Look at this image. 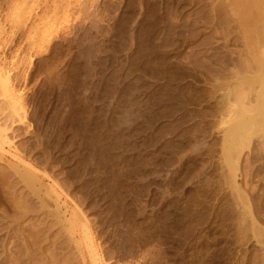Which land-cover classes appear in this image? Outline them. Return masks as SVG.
I'll list each match as a JSON object with an SVG mask.
<instances>
[{"label": "rangeland", "instance_id": "obj_1", "mask_svg": "<svg viewBox=\"0 0 264 264\" xmlns=\"http://www.w3.org/2000/svg\"><path fill=\"white\" fill-rule=\"evenodd\" d=\"M224 6L0 0V264H264V137L233 147L207 65Z\"/></svg>", "mask_w": 264, "mask_h": 264}, {"label": "bare ground", "instance_id": "obj_2", "mask_svg": "<svg viewBox=\"0 0 264 264\" xmlns=\"http://www.w3.org/2000/svg\"><path fill=\"white\" fill-rule=\"evenodd\" d=\"M223 20L230 22L228 25V27L226 29H223L221 26L219 28V35L221 37V39L223 40V46L219 47L218 49H215V58L211 61L210 59L208 60L207 65L209 64L210 66L213 67V73L214 76H211V79L213 80V86L217 89V90H221L223 93L220 94L219 98L217 99V103L219 106V113L221 115H226L225 118H228L227 120L222 119V121L224 123L227 124L228 121L231 122V124H227L228 126H226L227 130H226V138H229L231 140V143H233V147H234V142L239 143L242 140L246 139L248 140V138L250 139V137L252 138L253 135L254 137L256 135L257 138H262L264 137V0H229V6H224L223 7ZM234 29V30H233ZM232 30V32H231ZM231 33H234L233 35L236 36V38L234 39L235 43H238L240 48L239 49H235L232 50L231 48H228L229 44L228 42H230V40H232L231 37ZM236 46V45H235ZM203 56V55H202ZM213 57V56H212ZM196 58V57H195ZM204 58V57H203ZM201 60V59H200ZM3 61V60H1ZM0 61V64H1ZM4 62V61H3ZM207 62V61H206ZM2 65V64H1ZM202 65V64H201ZM196 66V65H195ZM206 66V65H205ZM204 66V67H205ZM202 67V66H201ZM208 68V67H207ZM205 68H203L204 71ZM207 70V69H206ZM210 70V69H209ZM210 72V71H209ZM4 72H2V68L0 66V86L2 89H4L5 91L9 90L5 89L8 85L7 80L3 79L2 75ZM206 75V74H205ZM208 75V73H207ZM210 75V74H209ZM208 75V76H209ZM9 76V75H8ZM7 76V77H8ZM6 79L7 77L4 76ZM210 78V76H209ZM9 80V79H8ZM205 80V79H204ZM207 81V79H206ZM210 82V81H209ZM208 82V83H209ZM211 84V83H210ZM212 85V84H211ZM12 86V85H11ZM12 88V87H11ZM1 90V89H0ZM11 91V90H10ZM10 91H8V94H10ZM3 92V90H2ZM4 93V92H3ZM10 96V95H7ZM9 103H6L7 106H5L6 108L3 109H7V115H5V118L2 117L3 119H5V121H9L12 122L13 126H16L17 124H21L24 121V117L20 116V114L18 113V107L16 105V101L15 104L12 103V99L10 98ZM229 104V107L227 109H223L224 107H226V105ZM225 105V106H224ZM224 106V107H223ZM2 109V107H1ZM21 110V108H20ZM3 111V110H2ZM6 110H4L5 112ZM1 113V112H0ZM6 114V113H5ZM9 122V123H10ZM12 124L10 123L9 126H12ZM5 125H1L0 126V140H2V142H5V144H10L9 142V138L7 139L5 136V131H7V128L3 127ZM11 127H8V130H10ZM12 132L14 131V129H11ZM225 138V137H224ZM225 138V139H226ZM224 139V140H225ZM263 139V138H262ZM260 139V140H262ZM250 141V140H248ZM264 141V139H263ZM262 141V142H263ZM8 142V143H7ZM259 142V141H258ZM230 143V141H229ZM228 143V144H229ZM242 144L244 142H241ZM240 143V144H241ZM4 144V143H3ZM4 144V145H5ZM237 145V144H236ZM235 145V146H236ZM245 145V144H244ZM1 146V144H0ZM232 146V145H230ZM238 146V145H237ZM236 146V147H237ZM243 147V145H241ZM2 147V146H1ZM240 147V146H239ZM1 149V148H0ZM2 150V149H1ZM19 157V156H18ZM16 159V161H18L19 164L24 165V163L19 160L18 158L14 157ZM0 159H3V156L0 155ZM17 163V164H18ZM12 164V163H11ZM14 164L12 165L13 167H17L19 168V164ZM27 165V164H26ZM25 165V166H26ZM237 165V164H236ZM16 168V169H17ZM22 168V167H21ZM30 168V167H28ZM32 168V167H31ZM20 169V168H19ZM23 169V168H22ZM34 169V168H33ZM24 170V173H23ZM22 170V173L20 174L19 171H16L17 175H19V177L21 178V180L23 179V182L27 183L28 189L31 188L32 192H34L33 190H35V192L37 191V189L34 187V184L36 183L35 179L37 178V176L32 173L31 171H29V169L27 170L26 167ZM15 173V174H16ZM2 174V175H1ZM0 176H2V180L3 183L5 182L4 178H7V173L3 175V173H1ZM24 174L25 176L23 177ZM21 175V176H20ZM17 177V176H16ZM10 178V177H8ZM7 178V179H8ZM25 178V179H24ZM39 178V177H38ZM1 180V179H0ZM1 180V182H2ZM8 181H10L8 179ZM0 182V183H1ZM38 182V181H37ZM1 183L0 186V190H2L3 184ZM7 183V180H6ZM3 184V185H2ZM8 184V183H7ZM6 184L5 188H8L9 186ZM9 184L13 185V182L11 181ZM8 186V187H7ZM31 187V188H30ZM53 187V186H52ZM11 187H9L10 189ZM27 188V187H26ZM51 188V187H50ZM49 188V189H50ZM53 188H51L50 190H52ZM8 190V189H7ZM54 190V189H53ZM52 190V192H53ZM3 191V190H2ZM6 191V189H5ZM7 192V191H6ZM31 192V193H32ZM50 192V191H49ZM55 193V192H53ZM8 194V192H7ZM37 195V193H35ZM55 195V194H54ZM57 195V194H56ZM33 196V195H32ZM49 196L51 197V194H49ZM3 197H5L3 195ZM55 197V196H54ZM8 199V198H7ZM13 199V198H12ZM40 198L37 197V200ZM4 200V199H3ZM42 200V199H41ZM49 200V199H48ZM24 201V200H23ZM38 201V202H39ZM10 202V201H9ZM13 202V201H12ZM67 202V201H66ZM22 203V202H21ZM28 202L26 201V204ZM42 203H44V201H40V205H42ZM15 204V202H14ZM18 204V203H17ZM38 204V203H37ZM8 205V204H7ZM44 205V204H43ZM21 206V205H20ZM25 206V205H24ZM18 207V206H17ZM22 207V206H21ZM28 207V206H27ZM15 208V207H14ZM32 208V207H31ZM43 208V207H42ZM41 207L38 209H42ZM20 209V208H19ZM23 209V207L21 208ZM29 209V208H28ZM44 209V208H43ZM26 210V208L24 209ZM22 211L23 213H25L26 211ZM75 210V209H74ZM19 211V210H18ZM41 211V210H39ZM43 211V210H42ZM41 211V212H42ZM73 211V210H72ZM40 212V213H41ZM54 212V211H53ZM15 213V212H14ZM27 213V212H26ZM21 215V214H19ZM26 215V214H25ZM44 215V214H43ZM18 216V214H17ZM22 216V215H21ZM36 216V215H35ZM38 216V215H37ZM42 216V215H41ZM73 216V215H72ZM75 216V215H74ZM20 217V216H19ZM19 217H17L19 219ZM39 217V216H38ZM79 217V215H78ZM23 218V217H22ZM40 218V217H39ZM74 218V217H73ZM54 219V218H53ZM76 219V218H75ZM30 220V219H29ZM57 220V218H56ZM41 221V220H40ZM78 220H75V222ZM51 222V221H50ZM60 222V221H59ZM70 222V221H69ZM41 222H39L40 224ZM46 223V222H45ZM52 223V222H51ZM73 223V222H72ZM18 224V223H17ZM44 224V223H43ZM61 224V223H60ZM68 224V223H67ZM70 224V223H69ZM84 224V223H83ZM49 225V224H48ZM72 225V224H71ZM75 225V224H73ZM72 225V226H73ZM86 225V224H85ZM41 226V225H40ZM43 226V225H42ZM46 226V225H45ZM51 226V225H50ZM70 226V225H69ZM76 226V225H75ZM80 226V225H79ZM77 227V226H76ZM27 229V227H25ZM47 228V227H46ZM73 227L70 226V229H72ZM83 228H86L85 226H83ZM39 229V228H38ZM43 229V228H42ZM49 229V228H48ZM52 229V228H51ZM70 229L68 232H70ZM73 230V229H72ZM80 230V229H79ZM40 231V230H39ZM75 231V230H74ZM83 232V231H81ZM23 233V232H22ZM49 233V232H47ZM66 233V232H65ZM72 233V232H71ZM74 233V232H73ZM77 233V231H76ZM12 234V233H11ZM15 234V233H14ZM33 234V233H32ZM69 234V233H67ZM83 234V233H80ZM16 235V234H15ZM30 235V234H29ZM73 235V234H71ZM70 235V237H71ZM22 236V235H21ZM27 236V235H26ZM45 236V235H44ZM51 236V235H50ZM81 236V235H80ZM79 236V237H80ZM84 236V235H83ZM86 236V240H92L90 237L89 232H86L85 234ZM18 237V236H17ZM31 237V236H28ZM69 237V236H67ZM74 237V236H73ZM82 237V236H81ZM16 238V237H15ZM19 238V237H18ZM57 238V237H56ZM60 237H58L59 240ZM64 238V237H63ZM66 238V237H65ZM29 239V238H28ZM33 239V237H32ZM69 239V238H68ZM72 239V238H71ZM74 239V238H73ZM20 240V239H19ZM50 240V239H49ZM48 240V242H49ZM57 240V239H56ZM64 240V239H63ZM62 240V242H63ZM6 241V240H5ZM8 241V239H7ZM25 241V240H24ZM33 241V240H31ZM45 241V240H44ZM70 241V239H69ZM21 242V241H20ZM46 242V241H45ZM57 242V241H56ZM60 241V243L63 245ZM90 242V241H89ZM30 240H29V244H30ZM52 243V244H51ZM58 243V242H57ZM56 243V244H57ZM64 243H66V240L64 241ZM8 244V243H7ZM23 244V243H22ZM47 244V243H46ZM50 244L52 245V248L54 244H55V240L54 241H50ZM61 244H60V249H61ZM49 245V244H48ZM68 245V244H67ZM3 246V244L1 245V247ZM31 246H33V244H31ZM37 246V244L35 245ZM39 246V245H38ZM64 246V245H63ZM71 246V245H70ZM25 247V246H24ZM29 247V246H28ZM45 247V246H44ZM68 247V246H67ZM76 247V246H75ZM50 248V247H49ZM59 249V243H58V247ZM56 248V249H57ZM87 248V247H86ZM89 248V247H88ZM94 248V247H93ZM51 249V248H50ZM63 249V247H62ZM71 249V248H70ZM26 250V249H25ZM24 250V251H25ZM39 251V248L37 249ZM43 250V249H42ZM54 250V249H53ZM67 250V249H66ZM73 250V249H72ZM79 250V248H78ZM81 250V249H80ZM83 250V249H82ZM92 250V248H91ZM89 249V251H91ZM59 251V250H57ZM77 251V250H76ZM93 251V250H92ZM95 251V250H94ZM73 252V251H72ZM78 252V251H77ZM37 253V252H35ZM42 253V252H41ZM45 253V252H44ZM52 253V252H51ZM62 253V252H61ZM80 253V252H79ZM90 253V252H89ZM95 253V252H94ZM29 255V253H28ZM27 255V256H28ZM39 255V254H38ZM57 255V254H56ZM63 255V253H62ZM72 255V254H71ZM79 255V254H78ZM95 255V254H94ZM37 256V255H36ZM50 256V255H49ZM60 256V255H58ZM35 257V256H34ZM47 257V256H46ZM63 257V256H62ZM80 257V264H88L87 259L85 258L84 254H82V252L80 253V255L78 256ZM96 257V256H95ZM28 258V257H27ZM50 258V257H48ZM52 258V257H51ZM61 258V257H60ZM74 258V257H73ZM97 258V257H96ZM95 258V259H96ZM15 259V258H14ZM35 259V258H34ZM75 259V258H74ZM29 260V259H28ZM38 260V259H37ZM36 260V261H37ZM50 260V259H49ZM66 260V259H65ZM68 260L70 261V259H67V263ZM73 260V259H72ZM71 260L70 263H72L73 261ZM77 260V259H76ZM35 261V260H34ZM39 261V260H38ZM43 261V260H42ZM53 261V260H52ZM92 264H98V262H96L94 259L91 260ZM49 262V261H48ZM65 262V261H64ZM66 262L64 264H66ZM33 263V262H32ZM41 263V262H40ZM45 263V262H44ZM53 263V262H52ZM57 262H55L56 264ZM59 263V262H58ZM69 263V264H70ZM74 263V262H73ZM78 263V261H77ZM46 264V263H45Z\"/></svg>", "mask_w": 264, "mask_h": 264}]
</instances>
